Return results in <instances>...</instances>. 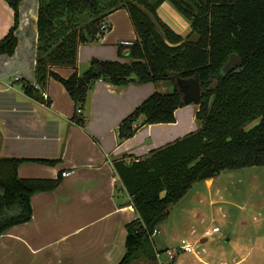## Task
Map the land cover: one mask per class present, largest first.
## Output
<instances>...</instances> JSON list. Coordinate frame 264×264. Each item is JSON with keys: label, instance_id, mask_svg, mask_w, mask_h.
I'll return each mask as SVG.
<instances>
[{"label": "trees", "instance_id": "16d2710c", "mask_svg": "<svg viewBox=\"0 0 264 264\" xmlns=\"http://www.w3.org/2000/svg\"><path fill=\"white\" fill-rule=\"evenodd\" d=\"M4 1L13 11V24L0 39V56L11 57L18 44L22 0ZM165 2L189 21L187 35L175 32L158 15ZM118 9L126 11L136 36L131 46L118 45V55L126 50L129 63L93 59L85 71H74L67 79L52 71L75 69L79 46L98 42L108 32L100 31L101 24ZM231 54L241 64L224 74ZM34 71L38 88L22 81L24 94L49 105L42 93L50 78L59 82L74 104L71 122L81 128L86 124L81 111L96 81L118 87L169 83L171 92H154L121 121L119 141L133 137L142 125L174 123L175 111L187 105L178 80L199 78L197 130L141 157L113 161L137 215L125 226V252L118 264L139 257L156 260L152 233L194 183L227 170L264 167V0H38ZM28 161L59 162L0 158V236L29 222L32 196L54 190L61 181L19 178V165Z\"/></svg>", "mask_w": 264, "mask_h": 264}, {"label": "crops", "instance_id": "0c3cea01", "mask_svg": "<svg viewBox=\"0 0 264 264\" xmlns=\"http://www.w3.org/2000/svg\"><path fill=\"white\" fill-rule=\"evenodd\" d=\"M37 10L38 0L21 3V20L15 32L17 47L11 57L0 56V158L58 160L55 165L24 162L17 174L22 179L60 177L61 181L54 190L32 196L29 222L10 227L0 236V264H118L125 252V226L137 215L113 161L124 156L141 157L197 130L198 106L180 107L174 113V123L142 125L133 137L119 141L117 129L121 121L154 92H171L169 83L118 87L96 81L81 111L85 128L71 122L74 104L59 82L50 78L47 83L44 94L49 105L27 97L22 84L17 90L14 82L36 84ZM12 17V9L0 0V39L9 31ZM105 21L110 29L98 42L79 46L75 69L53 67L52 71L67 79L74 71H85L93 59L129 63L126 50L124 56L118 55L121 40L136 38L128 14L118 9ZM63 172L67 173L64 177ZM220 175L194 183L191 189L204 183L205 190L215 188L214 194L219 196ZM199 191L196 188L191 196L194 203L206 200ZM251 229L243 228L236 252L224 249L217 255L210 248L195 249L192 242L193 252L177 253L184 239L178 237L177 228H157L163 235L157 241L155 235L152 237L156 260L139 257L130 264H264V228H254L255 235ZM185 233L183 236L189 239L199 237L201 244H206L209 237L215 238L216 247L229 230L223 228L219 233V229L212 232L208 228H188ZM165 238L175 244L170 246L174 249L167 251L168 245L159 247Z\"/></svg>", "mask_w": 264, "mask_h": 264}, {"label": "rangeland", "instance_id": "374dc122", "mask_svg": "<svg viewBox=\"0 0 264 264\" xmlns=\"http://www.w3.org/2000/svg\"><path fill=\"white\" fill-rule=\"evenodd\" d=\"M26 2H28V0H22L21 3L25 4ZM21 3L19 4V24L21 20ZM158 15L175 32L182 36L189 33V21L178 13L170 3L165 2L164 5H161L158 8ZM30 28L31 31L34 29L33 23H31ZM22 35H24V32ZM22 41L23 45H25L24 40ZM28 41H30V37ZM165 83L168 84L167 82H161L162 86H166ZM21 84L20 82H14V88L19 90ZM222 182H224V184H222ZM217 184H220L221 187V194L219 196L216 195V192L214 194V191H216L214 190L215 188L212 190H205L204 183L195 185L193 189L186 194L183 200L170 207L167 218L161 222L157 228H177L178 237L192 242L195 249L210 248L209 250L213 249L212 252L217 255L224 249L236 252L237 239L239 236L242 237L241 232L243 228H252L250 231L252 235L256 234L254 228H264V167H249L239 170L224 171L221 173ZM196 188L198 191L200 190L199 192L203 193L206 199L202 203H194L191 198ZM211 200L214 201L213 204L210 203ZM188 228H208V230L218 228L219 233L223 232V228H228L229 233L224 237H220V244L215 247L213 246V242L216 241L215 238L209 237L206 244H201L199 237L189 239V237L183 236ZM220 228H222V230ZM258 233L259 232H257V236L259 235ZM262 233H264V231ZM162 235L163 232L161 231L154 236V239L156 241L157 239L160 240ZM178 237L176 239H178ZM227 237L230 238V240L227 241ZM261 237H264V234H261ZM167 245L169 246V248L166 249L167 251L169 249H174L170 248V246H174L175 244H173L172 241L171 243L167 242L166 238L159 243V247H162L161 249ZM144 262V264H150L147 261ZM134 264H138V262ZM140 264H142V262Z\"/></svg>", "mask_w": 264, "mask_h": 264}, {"label": "water", "instance_id": "95a60500", "mask_svg": "<svg viewBox=\"0 0 264 264\" xmlns=\"http://www.w3.org/2000/svg\"><path fill=\"white\" fill-rule=\"evenodd\" d=\"M240 59L236 54H231L228 61L222 68L224 74H229L233 69L240 66ZM95 74L100 73V69L94 70ZM178 85L181 93L183 94L184 101L187 104L200 105L201 102V87L199 78L195 75L193 78L178 80Z\"/></svg>", "mask_w": 264, "mask_h": 264}, {"label": "built area", "instance_id": "2783aa9c", "mask_svg": "<svg viewBox=\"0 0 264 264\" xmlns=\"http://www.w3.org/2000/svg\"><path fill=\"white\" fill-rule=\"evenodd\" d=\"M108 29H109V25L107 23L104 22V23L101 24L100 31L106 32V31H108ZM118 45L125 46V47H129V46L132 45V41H129V40H121ZM34 87L35 88H38L37 85H34ZM42 95H43L44 98H46V95L44 94V92L42 93ZM77 112L80 113V110L78 109ZM66 174L67 173H64L63 172L62 173V176H66ZM213 231L214 232L218 231V228H213L212 229V232ZM157 233H158L157 229L154 230L153 233H152V237L154 235H156ZM176 251H177V253H180V252H183V253H191V252H193V244L191 242L185 240V239H182V240H180V245L178 246V248H177Z\"/></svg>", "mask_w": 264, "mask_h": 264}]
</instances>
